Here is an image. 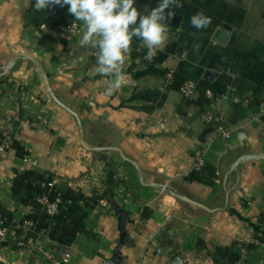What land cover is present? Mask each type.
<instances>
[{
    "label": "crops",
    "instance_id": "0c3cea01",
    "mask_svg": "<svg viewBox=\"0 0 264 264\" xmlns=\"http://www.w3.org/2000/svg\"><path fill=\"white\" fill-rule=\"evenodd\" d=\"M180 3L155 62L134 38L126 83L106 95L81 26L65 34L56 5L0 0V229L14 230L0 242V264H264V158L255 157L264 155V116L254 114L264 93V0ZM200 11L211 24L198 30L190 18ZM20 52L77 115L82 138L34 62L5 69ZM186 80L195 84L189 97L179 92ZM201 146L205 164L194 171ZM55 190L62 206L48 216L38 199Z\"/></svg>",
    "mask_w": 264,
    "mask_h": 264
},
{
    "label": "clouds",
    "instance_id": "9594fccd",
    "mask_svg": "<svg viewBox=\"0 0 264 264\" xmlns=\"http://www.w3.org/2000/svg\"><path fill=\"white\" fill-rule=\"evenodd\" d=\"M52 5L67 6L68 13L81 22L79 44L96 50L91 71L106 78V95L121 90L126 83L124 67L133 39L141 41L151 59L169 39L165 20L172 16L170 9L183 6L180 0H160L155 7L144 5L143 10L136 6V0H35L33 8L43 11ZM190 22L195 29H206L211 18L200 11Z\"/></svg>",
    "mask_w": 264,
    "mask_h": 264
},
{
    "label": "built area",
    "instance_id": "2783aa9c",
    "mask_svg": "<svg viewBox=\"0 0 264 264\" xmlns=\"http://www.w3.org/2000/svg\"><path fill=\"white\" fill-rule=\"evenodd\" d=\"M56 8L58 10V13L54 15L55 19H57L56 23V28L65 34L69 35H74L79 31V28L81 26V22L76 21L73 16H71L68 11H67V6L61 7L60 5H56ZM63 13V15H62ZM42 28L46 27V23L41 24ZM148 50L144 52L143 55V60L148 63H153L156 60L157 57V52L154 57L151 59L147 58ZM173 71L171 69H168L165 71L164 76H163V82L165 84H170L171 79H172ZM195 91V84L194 82L190 80L183 81L181 85L179 86V92L186 97L191 96ZM207 93L210 95V93L207 91ZM230 98L232 102H238L239 98L234 95L233 93L230 95ZM255 117H262L264 116V93L260 100L258 101V104L256 106L255 110ZM203 120L205 122L211 121L214 116L213 113L210 111H206L203 114ZM221 135L222 136H228L229 132L227 130H222L220 129ZM8 138H9V133L5 134V142L2 147V149H5L9 146L8 144ZM206 152V148L204 146L198 147L194 150L193 153V170L198 171L200 170L205 162H204V155ZM39 202L42 206L43 211L48 215V216H54L57 214L62 206V196L61 193L57 190L43 194L42 196L39 197ZM14 230L12 228L8 227H2L0 229V242H5L7 241L11 236H13ZM16 245L21 246L22 242L19 240L15 241ZM48 257H51V255L46 254ZM70 254L69 253H64L61 257V263H67L69 260Z\"/></svg>",
    "mask_w": 264,
    "mask_h": 264
},
{
    "label": "water",
    "instance_id": "95a60500",
    "mask_svg": "<svg viewBox=\"0 0 264 264\" xmlns=\"http://www.w3.org/2000/svg\"><path fill=\"white\" fill-rule=\"evenodd\" d=\"M21 58L31 60L32 62H34V63L39 67V70H40V72H41V74H42V76H43V80H44L45 87H46L48 93L50 94V96H51V97H52V98H53V99H54V100H55L60 106H62L63 108L67 109L68 111L72 112L73 115L77 118V121H78V124H79L80 136H81V138H82V128H81V124H80L79 118L77 117V115H76L71 109H69L65 104H63V103H62V102H61V101H60V100L54 95V93H53V91L51 90V87H50V85H49L48 78H47L45 72L43 71L42 67L39 66V64H38V62H37V60H36L35 58H33L31 55H29V54H27V53H24V52L17 53V54H15V55L12 56L11 60H10L9 63L6 65L5 69L8 70V69L14 64V62H15L16 60L21 59ZM87 149H89V150H97L98 148H95V147H94V148H88V147H87ZM249 157H251V156H246V158H249ZM255 157L264 158V155L255 156ZM172 194L175 195V196H177L178 198H180V199H182V200L188 201V202H190V203H193V204H195V205H198V206H200V207H204V208H205V206H203L202 204H200V203H198V202H196V201H194V200H191V199H189V198H187V197H185V196H183V195H179V194H177V193H175V192H172Z\"/></svg>",
    "mask_w": 264,
    "mask_h": 264
}]
</instances>
